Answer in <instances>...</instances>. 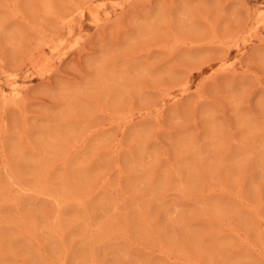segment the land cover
Instances as JSON below:
<instances>
[{
  "label": "rangeland",
  "instance_id": "rangeland-1",
  "mask_svg": "<svg viewBox=\"0 0 264 264\" xmlns=\"http://www.w3.org/2000/svg\"><path fill=\"white\" fill-rule=\"evenodd\" d=\"M263 10L0 0V264H264Z\"/></svg>",
  "mask_w": 264,
  "mask_h": 264
},
{
  "label": "bare ground",
  "instance_id": "bare-ground-1",
  "mask_svg": "<svg viewBox=\"0 0 264 264\" xmlns=\"http://www.w3.org/2000/svg\"><path fill=\"white\" fill-rule=\"evenodd\" d=\"M110 1H111V0H110ZM113 2H114V1H112V3H113ZM113 4H114V3H113ZM263 11H264V10H263ZM259 12H260V11H259ZM261 12H262V11H261ZM252 20H253V19H252ZM250 23H251V22H250ZM250 25H251V24H250ZM250 25H249V26H250ZM249 28H250V27H249ZM229 64H230V63H229ZM4 71H5V70H4ZM7 71H8V70H7ZM14 84H16V83H14ZM12 92H13V91H12ZM15 92H16V91H15ZM15 92H14V93H15ZM2 93H3V91H2ZM16 93H17V92H16ZM1 96H3V95L1 94ZM3 101H5V99H4V100L2 99V102H3ZM6 101H7V99H6ZM9 101L12 102L13 100H9ZM3 103H4V102H3ZM9 104H10V103H9ZM11 104H12V103H11Z\"/></svg>",
  "mask_w": 264,
  "mask_h": 264
}]
</instances>
